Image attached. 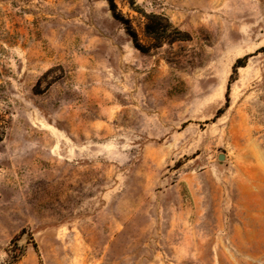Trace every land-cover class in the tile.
Here are the masks:
<instances>
[{"label":"rangeland","instance_id":"374dc122","mask_svg":"<svg viewBox=\"0 0 264 264\" xmlns=\"http://www.w3.org/2000/svg\"><path fill=\"white\" fill-rule=\"evenodd\" d=\"M115 4L0 0V264H264V0Z\"/></svg>","mask_w":264,"mask_h":264},{"label":"trees","instance_id":"16d2710c","mask_svg":"<svg viewBox=\"0 0 264 264\" xmlns=\"http://www.w3.org/2000/svg\"><path fill=\"white\" fill-rule=\"evenodd\" d=\"M111 1H112L113 6L117 8V6H116V4H115V0H111ZM134 2H135V0H134ZM248 58H249V55H247V56H245V57H242V58H239V59L237 60V62H236L235 65H234V72H235V73H237V71H238V69H239L240 67H245V66H246ZM234 76H235V75L233 74L232 77H231V81H230V83H229V86H228V92H227V103H228V104H229V102H230V90H231V84H232V82L235 80V77H234ZM223 111H224V109L221 108V109L219 110L218 114L220 115ZM21 252H22V248H20L19 245H18V246H17V249H16V253L18 254V257L21 256Z\"/></svg>","mask_w":264,"mask_h":264},{"label":"water","instance_id":"95a60500","mask_svg":"<svg viewBox=\"0 0 264 264\" xmlns=\"http://www.w3.org/2000/svg\"><path fill=\"white\" fill-rule=\"evenodd\" d=\"M224 156H220V158L222 159Z\"/></svg>","mask_w":264,"mask_h":264}]
</instances>
